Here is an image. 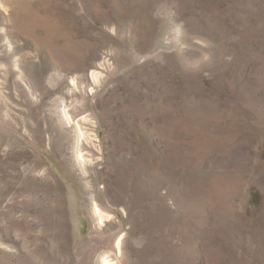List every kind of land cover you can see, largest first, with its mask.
I'll use <instances>...</instances> for the list:
<instances>
[{
    "label": "rangeland",
    "instance_id": "374dc122",
    "mask_svg": "<svg viewBox=\"0 0 264 264\" xmlns=\"http://www.w3.org/2000/svg\"><path fill=\"white\" fill-rule=\"evenodd\" d=\"M0 264H264V0H0Z\"/></svg>",
    "mask_w": 264,
    "mask_h": 264
}]
</instances>
